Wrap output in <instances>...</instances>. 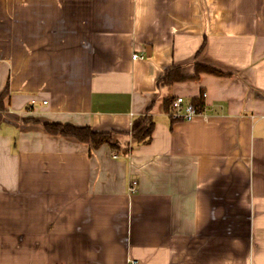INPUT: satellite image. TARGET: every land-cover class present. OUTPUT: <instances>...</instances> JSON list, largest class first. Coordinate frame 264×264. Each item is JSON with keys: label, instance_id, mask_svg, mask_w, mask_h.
<instances>
[{"label": "crops", "instance_id": "0c3cea01", "mask_svg": "<svg viewBox=\"0 0 264 264\" xmlns=\"http://www.w3.org/2000/svg\"><path fill=\"white\" fill-rule=\"evenodd\" d=\"M197 63L230 74L158 86ZM6 88L0 264H264V0H0ZM202 94L191 121L165 106ZM28 117L114 131L120 148Z\"/></svg>", "mask_w": 264, "mask_h": 264}, {"label": "trees", "instance_id": "16d2710c", "mask_svg": "<svg viewBox=\"0 0 264 264\" xmlns=\"http://www.w3.org/2000/svg\"><path fill=\"white\" fill-rule=\"evenodd\" d=\"M204 46V45H203ZM202 46V47H203ZM200 72H209L217 75H229L221 70L215 69L207 65L196 64V73L192 76L185 75L182 72L181 66L172 65L167 68L163 75L158 79V86H171L175 82L195 79L199 76ZM9 89L6 88L0 93V112L7 110L6 99L9 96ZM175 97H168L165 99V106L169 112L172 110V104ZM192 103L198 108L203 109L205 100L203 94L192 100ZM25 122L41 123L44 129L52 135H59L68 138H74L79 142L89 144L92 148L97 149L104 144L110 145L113 150H118L120 146L114 140V131H96L90 125H74L70 123L61 122H41L34 117L25 118ZM155 127V120L149 113L142 114L133 120L131 126V135L138 143H147L152 140V135ZM130 148L126 147L125 151Z\"/></svg>", "mask_w": 264, "mask_h": 264}, {"label": "built area", "instance_id": "2783aa9c", "mask_svg": "<svg viewBox=\"0 0 264 264\" xmlns=\"http://www.w3.org/2000/svg\"><path fill=\"white\" fill-rule=\"evenodd\" d=\"M138 55L135 54L133 57L136 58ZM171 117L175 120L191 121L198 115H204V108L198 109L192 102L186 103L185 98L182 96L175 97L172 110L170 112ZM137 181H133L129 190L131 193L136 191ZM130 264H138L137 260H132Z\"/></svg>", "mask_w": 264, "mask_h": 264}]
</instances>
